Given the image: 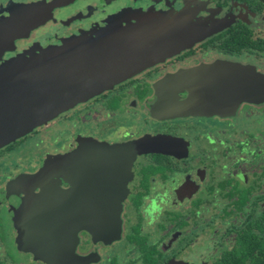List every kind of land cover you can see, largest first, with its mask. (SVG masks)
I'll list each match as a JSON object with an SVG mask.
<instances>
[{
    "label": "flooded vegetation",
    "instance_id": "af4514ba",
    "mask_svg": "<svg viewBox=\"0 0 264 264\" xmlns=\"http://www.w3.org/2000/svg\"><path fill=\"white\" fill-rule=\"evenodd\" d=\"M26 6L50 16L10 36L8 20L20 19ZM147 15L162 18L149 24L179 23L176 51L0 148V264H209L211 252L210 264H219L238 247V233L264 230V102L231 105L228 87L240 83L234 69L264 75V0H0V67ZM223 85L220 104L229 109L217 114ZM98 146L122 147L129 159L112 166ZM80 151L99 157L83 159ZM47 162V172L33 178ZM90 162L101 164L98 174L80 166ZM50 182L60 191L52 225L67 229L70 214L90 204L112 212L119 195V233L104 219V238L80 230L73 256L65 238L46 239L49 247L37 254L25 250V196ZM217 199L222 215L206 220ZM153 222L149 231L145 223Z\"/></svg>",
    "mask_w": 264,
    "mask_h": 264
},
{
    "label": "water",
    "instance_id": "95a60500",
    "mask_svg": "<svg viewBox=\"0 0 264 264\" xmlns=\"http://www.w3.org/2000/svg\"><path fill=\"white\" fill-rule=\"evenodd\" d=\"M17 15L18 13H14L13 20ZM13 20L8 21L10 36L20 33V27L13 25ZM178 24L176 20H169L137 28L119 27L104 36L86 38L85 41L88 42L82 48L68 54H52L50 47L40 48L22 53L8 61L0 67V148L28 135L76 104L110 89L118 82L176 51L181 44V28ZM233 77H238L240 83L228 86L232 89L231 105L240 100L264 102L263 74L251 68H243L234 69ZM225 87L218 86V106L213 109L217 114L229 109H223L220 104V101L224 100L222 97L225 95ZM138 146L137 143L134 148ZM96 149L99 156L115 159V164H110L115 167L122 168L129 159V156L123 153L122 147L110 149L98 146ZM78 156L83 159L99 157L96 152L92 157L82 156L81 151ZM92 165L90 162L89 165L80 166H88L89 172L94 168L93 172L98 174L101 164L96 163L94 167ZM49 166L47 162L45 168L33 178L41 177ZM52 197L60 198V191L52 182L41 188L39 194H26L22 206L24 221L20 228L25 250L37 254L41 252L39 249L42 246L49 247L43 242L46 239L65 238L68 240L65 252L73 256L77 233L80 230L88 231L96 239L104 238L105 227L101 228L104 219L105 222L115 224V232L119 233L122 196L111 198L112 212L99 210L100 203L90 204L89 210L73 212L70 214L73 218L67 229L65 225L64 228L52 225L53 222L48 218L51 215L50 207L53 205ZM97 198L108 200V197ZM63 199L65 200L64 194ZM104 204L107 206L106 202ZM62 214L68 216V213ZM39 215L46 217L37 219ZM61 229H66L67 235Z\"/></svg>",
    "mask_w": 264,
    "mask_h": 264
},
{
    "label": "rangeland",
    "instance_id": "374dc122",
    "mask_svg": "<svg viewBox=\"0 0 264 264\" xmlns=\"http://www.w3.org/2000/svg\"><path fill=\"white\" fill-rule=\"evenodd\" d=\"M45 13H46V8H44V7L26 6L24 8V12H23L22 16L20 17V19L15 18L13 20V18H11L10 20H13L12 21L13 25L14 24H15V26L18 25L20 27V30L27 31V30H30L31 28H34L38 24L42 23L46 14L48 16H50L51 11H47V13L46 14ZM118 17H115L114 19L117 21ZM143 17L144 18L141 17L142 19L137 18L140 20H137L134 23H127L128 25H126L124 27L134 25L137 28V27L149 24L152 21H157L159 19L162 20L161 17L156 18V16H151V15H147V16H143ZM163 18H164V16H163ZM115 20H114V23L116 22ZM87 36H89V35H87ZM81 38L82 39L78 38V39H73V40L71 39V40L65 41L59 46H52V47H50L51 48L50 50H51L52 54L56 53L58 55H64V54L71 53L73 51L78 50L79 48H82L88 42V41H85L86 36L81 37ZM47 48L48 47L41 48V49H47ZM220 205H221V202H219L218 199L213 204H211L207 209L208 211L204 215L205 219L208 220L209 218L213 217L214 215H216V216L220 215L221 216L222 213H221V206ZM216 216L214 217L216 220L215 225H218V224L220 225V222H219L220 218H218ZM152 225H154V222L151 225H148L147 223H145V226L149 229V231L152 230ZM221 234H222V231H220L218 233V235H221ZM209 254H210V258L208 259L207 262L210 264L212 262V260L214 259V252H211ZM184 264H187V263H184Z\"/></svg>",
    "mask_w": 264,
    "mask_h": 264
},
{
    "label": "trees",
    "instance_id": "16d2710c",
    "mask_svg": "<svg viewBox=\"0 0 264 264\" xmlns=\"http://www.w3.org/2000/svg\"><path fill=\"white\" fill-rule=\"evenodd\" d=\"M238 233V247L224 255L219 264H264V230Z\"/></svg>",
    "mask_w": 264,
    "mask_h": 264
}]
</instances>
